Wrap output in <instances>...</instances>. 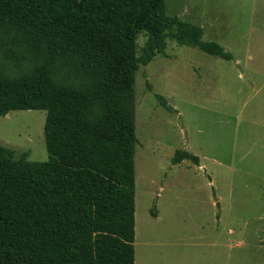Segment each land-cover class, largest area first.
<instances>
[{"label":"trees","instance_id":"1","mask_svg":"<svg viewBox=\"0 0 264 264\" xmlns=\"http://www.w3.org/2000/svg\"><path fill=\"white\" fill-rule=\"evenodd\" d=\"M203 36L164 0H0V116L45 111L49 155L0 145V264H135L137 73L169 37L234 59Z\"/></svg>","mask_w":264,"mask_h":264},{"label":"rangeland","instance_id":"2","mask_svg":"<svg viewBox=\"0 0 264 264\" xmlns=\"http://www.w3.org/2000/svg\"><path fill=\"white\" fill-rule=\"evenodd\" d=\"M164 1L234 59L169 37L137 73L135 264H264V0ZM45 123L39 110L0 116V145L46 162ZM178 150L200 165L173 164Z\"/></svg>","mask_w":264,"mask_h":264}]
</instances>
